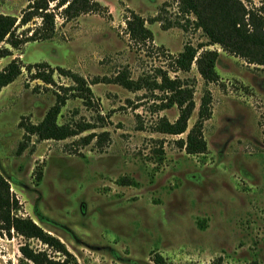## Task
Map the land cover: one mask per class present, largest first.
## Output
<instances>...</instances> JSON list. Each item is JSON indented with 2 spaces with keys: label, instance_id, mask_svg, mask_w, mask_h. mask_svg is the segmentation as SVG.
Wrapping results in <instances>:
<instances>
[{
  "label": "rangeland",
  "instance_id": "1",
  "mask_svg": "<svg viewBox=\"0 0 264 264\" xmlns=\"http://www.w3.org/2000/svg\"><path fill=\"white\" fill-rule=\"evenodd\" d=\"M34 0H0V12L19 23ZM105 14L65 21L52 3L54 38L30 41L0 59H13L22 74L0 92V174L29 217L58 238L77 264H264V66L224 52L219 46L217 83L208 84L211 117L203 125L205 155H189L185 139L154 131L161 117L173 122L176 107L162 110L166 94L126 90L114 83L120 73L133 81H158L160 72L193 89L197 118L205 84L195 64L176 72L174 58L190 44H207L200 30H162L149 19L177 15L176 0H96ZM249 10L261 0H241ZM134 12L147 20L153 39L132 40L125 19ZM264 19V14H262ZM40 18L18 24L21 38ZM201 51V50H200ZM46 63L82 76L93 93L90 104L77 97L70 79H34L26 67ZM99 83L92 84L93 81ZM64 97L57 123L88 125L65 140H39L20 124H38ZM187 130V131H188ZM58 258L46 245L13 232L0 235V264H23L19 247Z\"/></svg>",
  "mask_w": 264,
  "mask_h": 264
},
{
  "label": "trees",
  "instance_id": "2",
  "mask_svg": "<svg viewBox=\"0 0 264 264\" xmlns=\"http://www.w3.org/2000/svg\"><path fill=\"white\" fill-rule=\"evenodd\" d=\"M52 3L55 4L56 9L61 10L60 14L65 21L76 19L83 14L108 12L107 7L96 0H34L28 4L27 11L22 15L18 24L24 26L32 19L40 18L41 25L32 31L31 35L21 38L15 34L18 19L0 12V59L12 54L9 48L1 47L2 44H7L11 49H19L30 41H47L54 38L56 29L55 14L50 8ZM176 4L179 19L170 22L162 15H157L148 21L152 24L159 23L164 31L173 26L183 30H187V26H193L195 30H200L207 39V44L199 47L185 45L173 62L174 70L183 73L189 72L195 64L205 84L193 126L188 130V121L196 108L193 98L194 91L181 79L171 78L168 73L159 71L158 81L149 82L143 79L133 81L126 73H120L115 77L114 83L131 92L147 89L158 90L166 94L161 109L176 107L178 115L173 122L166 117H161L155 124L154 131L171 136H179L187 132L185 139L177 141L179 147L189 155H205L208 149L203 137V125L212 114V95L207 85L219 81L216 71L219 53L216 50H203V48L217 45L224 52L242 58L248 64L264 66V19L262 16L264 0H261V5L255 10H249L241 0H176ZM148 21L130 12V16L125 19L129 37L139 43L152 40L153 34L146 27ZM22 68L20 61L13 59L0 71V92L21 76ZM26 70L28 72L33 70L34 79L41 80L47 85L54 82L53 74L56 71L60 76L70 79L76 86L78 98L90 104L93 93L89 83L79 74L59 67L53 69L46 63L29 65ZM96 83H99L97 79L92 84ZM64 99L59 96L55 105L47 111L38 124H20L24 127L25 133L28 136H36L39 140L61 141L91 128L88 125L72 127L57 123L61 108L65 103ZM19 210V201L11 192L7 180L0 174V235L11 236L13 232L26 241L38 240L59 256L54 258L45 251L36 252L28 244H24L19 247V252L26 261L23 264H77L76 258L58 238L45 232L31 218L19 216ZM155 261L156 264L161 263L159 258Z\"/></svg>",
  "mask_w": 264,
  "mask_h": 264
}]
</instances>
